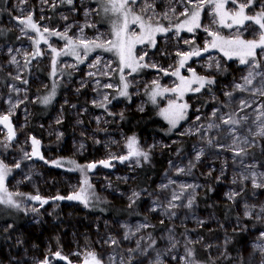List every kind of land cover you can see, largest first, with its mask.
Instances as JSON below:
<instances>
[{
    "label": "rangeland",
    "instance_id": "1",
    "mask_svg": "<svg viewBox=\"0 0 264 264\" xmlns=\"http://www.w3.org/2000/svg\"><path fill=\"white\" fill-rule=\"evenodd\" d=\"M145 3L152 5L142 14L145 20L152 17L154 28L167 31H157L149 38L129 16L128 33L144 34L143 42L132 47V56H143V60L135 61L134 66L141 65L135 72L124 68L121 74L114 51L94 49L85 56L79 45L80 39L97 37L116 41L114 31L122 26L123 16L112 9L109 0H72L71 4L67 0H0V25L17 34L14 43L0 41V117H8V126L0 123V160L14 168L5 177L4 191L41 198L23 203L26 221L0 244V264H41L45 260L47 264H82L90 253L102 264H123L124 257L133 264H195L188 255L191 243L207 251L217 264H231L223 257L224 247L231 241L226 233L231 231L243 233L233 264H264V188L253 187L251 178L243 179L255 172L261 182L259 174L264 173V164L256 159L264 157V136L254 135L260 123L256 117L264 112V96L252 95L262 87V78L257 76L248 91L237 90L235 85L244 83L249 65L241 64L233 51L242 47L239 41H259L264 30L252 21L232 23L237 10L232 3L230 8L226 3L228 11L223 8L219 14L214 4L204 3L195 22L191 17L195 4L188 0H137V14ZM260 6L264 7V0ZM260 10L255 3L246 14ZM28 16L39 31L20 24L19 20ZM52 32L73 39L80 58L66 39ZM255 51L260 63L256 71L264 73V49ZM97 58L100 64L92 67ZM200 77L214 83L201 88ZM190 81L195 85L193 92L200 90L184 97ZM124 83L128 84L127 96L120 95ZM106 84L113 87H103ZM228 92L231 97L225 94ZM45 97H50L48 103H44ZM184 98L190 103L188 116L178 123L184 115L185 108L180 107ZM241 100L251 102V107L241 111ZM146 101L159 105V117L168 125L170 137H164V132L141 137L144 149L165 154L167 162L158 179L137 189L142 161L127 158L121 118L144 111ZM37 103L50 107L46 115L33 121ZM229 114L233 119L247 117V121L224 124L221 118L227 119ZM9 128L14 133L11 139ZM233 128L235 132L230 131ZM245 137L249 144L243 143ZM187 139V148H173ZM241 148L246 149V155L236 154ZM68 159L92 165L90 185L102 203L126 209L136 205L138 215H94L68 199L79 185L77 173L58 169V164ZM206 190L213 201L230 204L235 212L236 218L222 225L217 236L213 232L220 221L199 202ZM58 196L65 199H56ZM9 208L13 211L4 213L18 212ZM156 225L161 229L153 234Z\"/></svg>",
    "mask_w": 264,
    "mask_h": 264
},
{
    "label": "trees",
    "instance_id": "2",
    "mask_svg": "<svg viewBox=\"0 0 264 264\" xmlns=\"http://www.w3.org/2000/svg\"><path fill=\"white\" fill-rule=\"evenodd\" d=\"M1 23V18H0ZM0 41L14 43L17 41V34L12 30L5 28L0 25ZM25 80L27 77L25 76ZM5 85V81L2 82ZM40 96V95H39ZM158 104L152 106L149 101H146L145 110L137 113H126L121 118V126L124 132V140L123 147L125 151L129 154V159H138L141 160L142 163L139 167V174L137 178V189L145 188L149 183L154 182L156 179L162 175L164 171V167L167 162L166 155H155L149 150L144 149L140 145V139L143 135L147 133H160L162 132V125L159 114H158ZM48 106H40L38 103L34 106V114L33 121H36L40 116L46 115L49 111ZM164 125V124H163ZM166 138L169 136L166 135ZM131 138H135V143L129 146V140ZM183 145V144H182ZM180 143H175L173 148L180 147L183 149ZM137 152L147 153V159L142 155H136ZM255 155V154H254ZM258 156V155H255ZM56 158H54L55 160ZM62 160V159H56ZM55 160V161H56ZM64 161V160H63ZM258 162L260 164H264V157L258 156ZM0 164L3 163L0 160ZM4 166V165H3ZM87 164H78L74 160L68 159V161H64L62 164H58V169L65 170L67 172H75L79 175V185L77 189L72 192L70 196L75 197L70 199L71 201L77 203L78 205L84 206L94 215L108 216L113 215L116 218H124L127 215H131L132 217H136L138 214L136 213V205L132 208H124L119 206H114L111 204L102 203L96 192L94 190V186L90 185V178L88 176L90 167ZM7 173L11 172L14 168L6 167ZM7 175V174H6ZM6 177V176H5ZM86 181V183H85ZM6 179L4 178L3 189ZM17 193H22L23 195H17ZM9 195H11V199L19 204V207H14L12 205L6 203H0V244L4 241L8 240L13 234L20 230L23 224L26 221L27 213L24 210L23 203L25 201H31L30 197L32 195L25 192H14L9 193L4 190H0V197L4 200H7ZM212 195L210 191L206 190L205 194L199 196V202L208 206L209 210L216 216V218L220 221L221 225L215 230L213 233L215 236L221 232L223 226L227 221L236 218L233 206L227 203L215 202L211 199ZM87 201L85 203L84 201ZM4 206H7L4 208ZM9 207H14L18 210V212L4 213V211H13ZM134 209V210H132ZM7 224L5 228L1 227L4 224ZM161 229V225H156L155 229L152 230L153 234H155L158 230ZM201 231V230H200ZM228 237H230L231 241L224 247L226 256V261L228 263H235L237 260L238 247L241 244L243 233L238 231H231L226 233ZM189 250L192 252L190 258L193 260L195 264H217L216 261H213L209 255V253L205 250H200L196 244L191 243L188 245ZM63 256V255H62ZM61 257V256H60ZM63 258H60V260ZM82 264H93L92 257L87 255L84 260L81 261ZM123 264H133L132 261L128 260L126 257L123 258Z\"/></svg>",
    "mask_w": 264,
    "mask_h": 264
},
{
    "label": "snow or ice",
    "instance_id": "3",
    "mask_svg": "<svg viewBox=\"0 0 264 264\" xmlns=\"http://www.w3.org/2000/svg\"><path fill=\"white\" fill-rule=\"evenodd\" d=\"M67 2L69 4L72 3V0H67ZM189 3H194L195 4V8L196 10H193L191 13V17H192V21L195 22L198 17H199V8L201 5H203L204 3H212L215 6V9L217 10V13L219 14L220 11L224 8V5L226 3H232L234 5H237V10L233 13V15L231 16V20L232 23L234 24H240L242 25L244 21H252L255 24L259 25L260 29L264 30V7L261 8V10L259 12H256L253 15H248L246 14V9L252 7L256 0H188ZM109 3H111L112 5V9L114 11H119L121 13V15L123 16V24L121 27H119L118 29H116L114 31V35L116 36V41H112V40H107V41H103L100 39V37H97L93 40H86V39H80L79 40V45L83 47L84 49V55L87 56V54L89 53L90 50H94V49H103L104 51H114L120 59V64L121 67L119 68V72L122 74L124 71V68H129L131 69V71L135 72L137 67L141 66L135 64V61L137 59L139 60H143V56H140L139 58H135L132 56V47L134 46L135 43L139 42L142 43L144 40V34H138L136 32H131L128 33V29H129V16H131V23L132 24H138L139 27L143 30L144 33L147 34V36L149 38H151V36L153 35V33L160 31V32H165L167 31V29L157 26V27H153L151 20L152 17H148V20L146 21L144 18V15H142L143 13H147L149 11V9L152 7L151 4L145 3L143 5V7L140 8V13L141 14H137V12L134 10L135 6L137 4V0H109ZM107 11V9H106ZM184 14V13H182ZM221 20L223 22V16H221ZM20 24L25 25L26 27H30L33 30L39 31L38 26L35 22L32 21V17L28 16L25 19H21L19 20ZM185 23H187V21H185ZM196 26L198 27L199 25L196 24ZM228 27H231V24L226 25ZM177 27H180V25H178ZM23 30V29H22ZM189 31H191L192 29L189 28ZM45 32H48L49 29L45 28L44 29ZM82 31V30H81ZM52 35H60L62 39H66L67 43L69 46H71V50L73 52L74 55L77 56V59L80 58L79 53H77L75 51L76 48V42L67 37L66 33L65 34H61V33H57V32H52ZM210 35H214L213 33H210ZM99 41V42H97ZM226 43L229 44H234L237 42L234 41H228ZM239 45H241L242 47H238L233 49V51L239 55L240 58V63L241 64H248L249 65V71H248V75L243 77V84H236L235 88L237 90L240 91H248V86L252 85L253 80L257 77L260 76L262 78V87L261 88H257L254 91H252V95H256L257 93H259L260 95L264 96V73L262 72H257L256 69L260 68V63L256 60V49L260 48V49H264V31L261 32L260 35V39L259 41H239L238 42ZM105 45H108L107 47ZM213 47H216V43L213 42ZM53 52H56V49H52ZM59 54V53H57ZM36 55H39V52L36 53ZM225 55H229L228 52H225ZM248 58H251V62ZM12 62L16 63L15 57L12 58ZM101 60L100 58H97L96 63L92 65V67H96V65L100 64ZM53 65H55V60L53 61ZM109 65H105V67H108ZM144 67H147V65H142ZM181 66H183V61H181ZM105 75L107 74L106 72L104 73ZM178 74V73H176ZM89 75H94L93 73H89ZM17 79H19V77H16ZM121 81H124V76L121 75ZM181 80H183V77H181ZM200 87H204L205 83L211 85L212 83H214L213 80L209 79V80H205V78L200 77ZM24 83H27V81H24ZM99 83V82H98ZM155 83V81H154ZM103 87L106 88H111L113 87L111 84H106L103 85ZM127 88H128V84L124 83L123 84V89L122 91H120V95L121 96H127ZM200 88H197L196 91H199ZM55 92V88L53 87V94ZM227 96L231 97L232 93L228 92L225 93ZM50 97H45L44 98V103H48L49 102ZM105 99H107V96H105ZM254 102V101H253ZM183 108H186L187 105H183L180 106ZM246 107H251V102L247 101V100H241L240 102V110L243 111L244 108ZM262 108H264V105L261 106ZM259 111V110H258ZM182 115V114H181ZM213 115L215 116L216 113L214 112ZM261 117H264V112H261L259 116L256 117V121H259V131L255 132L254 135L255 136H264V121H261ZM8 117L7 116H3L0 117V123H5L7 122ZM197 119H199V117H197ZM222 122L224 124H231V125H240L242 123V121L246 122L247 121V117H241L240 119H233L232 115L229 114L227 119H224L223 117L221 118ZM173 123V125L175 124V120L171 121ZM6 126H8L6 124ZM209 128L213 127L212 124L208 125ZM218 127V125H217ZM230 131L235 132V128L230 129ZM14 135V133L12 132L11 128H9V139L12 138V136ZM33 143L36 144L38 143V141L33 140ZM135 143V138H131L129 140V146L131 147V145H133ZM235 143V140H234ZM243 143L244 144H249L250 141L247 139V137H245L243 139ZM237 155H241V154H247L246 153V149L241 148L239 152L236 153ZM27 155V154H26ZM136 155H142L144 156L145 159H147V153L144 152H137ZM42 158V157H41ZM121 160L126 159V157H121ZM197 159H199V156L197 157ZM105 163V166H107L106 162H102ZM16 167H19V165L17 164ZM88 167H92V165H89ZM248 167L254 168L255 165H250ZM7 174V168L6 166H3L2 164H0V190H4L3 189V182H4V178ZM251 178L252 180V185L255 188H264V173L259 174V178L261 182H257V173L255 172H251L250 175H245L243 177V179L247 180ZM86 183V181H85ZM191 187V186H189ZM17 195H23L22 193H17ZM133 195H138L136 193H133ZM237 195L236 193L232 194ZM75 197H68V199H73ZM175 198V197H174ZM30 199L33 200H40L41 198L37 195V196H32L30 197ZM56 199H65L64 197H56ZM85 203H87V201H84ZM0 203H6L9 205H12L14 207H19V204H16L12 199H11V195H9L7 200H4L2 197H0ZM44 203H47V201L45 200ZM192 204V200L190 199L188 201V206L191 207ZM174 206V205H173ZM33 211H35V209H33ZM261 211H264V209H261ZM262 236H264V233L261 234ZM127 239V236L125 237ZM112 243H116V241H112ZM173 247H175V244H173ZM262 251H264V247L261 248ZM55 255L59 256V253H56ZM90 256H92V260L94 262V264H102L101 260L98 259L95 254L90 253ZM188 255L191 256L192 252L189 250ZM41 264H47V261H43L41 262Z\"/></svg>",
    "mask_w": 264,
    "mask_h": 264
},
{
    "label": "flooded vegetation",
    "instance_id": "4",
    "mask_svg": "<svg viewBox=\"0 0 264 264\" xmlns=\"http://www.w3.org/2000/svg\"><path fill=\"white\" fill-rule=\"evenodd\" d=\"M190 65H191V63L188 65V67H190ZM185 68V67H184ZM196 71V70H195ZM196 73L198 74V72L196 71ZM199 76H205V75H199ZM191 82V81H190ZM194 87H195V85L194 84H192V82H191V85L188 87V90H185V92L183 93V96L184 97H187V96H190V95H193V94H195V92H196V90H195V92H193L194 91ZM193 92V93H192ZM181 101H182V98L180 99ZM182 104H184V105H187V107L184 109V115H182L181 117H180V119L178 120V123H181L183 120H185L186 119V117L188 116V111H189V106H190V103H189V101L187 100V99H185L184 98V101H183V103ZM181 110V108L179 109V110H177V111H180ZM160 120H161V125H162V127H163V129H162V132H164V137L166 136V135H168L169 133V130L167 129L168 128V125L160 118ZM177 123V122H176ZM164 124V125H163ZM162 132H160V133H162ZM169 136V135H168ZM170 137V136H169ZM168 137V138H169ZM185 140V139H184ZM181 145L183 144L184 145V147H183V149H185V148H187L188 146H189V139H187L186 141H184V142H179ZM182 145V146H183ZM257 160H258V158H256ZM263 165V164H262Z\"/></svg>",
    "mask_w": 264,
    "mask_h": 264
},
{
    "label": "crops",
    "instance_id": "5",
    "mask_svg": "<svg viewBox=\"0 0 264 264\" xmlns=\"http://www.w3.org/2000/svg\"><path fill=\"white\" fill-rule=\"evenodd\" d=\"M256 6H259V8L261 9V3H262V0H256ZM229 6V8H230V2L229 3H227V7ZM223 10H225V11H228V10H226L225 8L223 9ZM252 10V9H251ZM228 20H230V19H228ZM257 40H258V38H257Z\"/></svg>",
    "mask_w": 264,
    "mask_h": 264
}]
</instances>
